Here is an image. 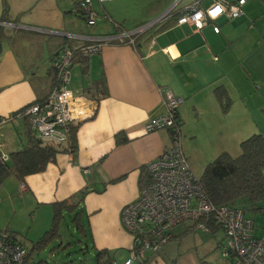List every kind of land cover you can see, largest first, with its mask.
Returning <instances> with one entry per match:
<instances>
[{"label": "crops", "instance_id": "obj_1", "mask_svg": "<svg viewBox=\"0 0 264 264\" xmlns=\"http://www.w3.org/2000/svg\"><path fill=\"white\" fill-rule=\"evenodd\" d=\"M79 1L0 0V26L10 37L0 44V118L6 117L0 121V151L8 156L26 144L28 129L37 137L19 110L48 92L52 57L92 37L162 19L133 43L113 41L97 53L74 54L69 87L78 97L74 111H82L71 123L77 124L75 151L66 139L42 172L23 180L9 175L0 190L10 198L17 194L27 210L44 208L48 214L53 203L87 188L79 208L93 253L106 249L115 264H124L131 236L123 229L121 210L139 194L141 167L170 143L166 129H144L149 118L164 112L161 89L182 98L180 144L190 169V161L206 165L221 152L236 156L242 140L264 136V0H246L241 16L220 15L200 30L176 22L194 0H96L92 26L82 18ZM199 1L204 8L213 2ZM216 88L226 96L218 98ZM192 224L175 226L159 251L130 264H231L222 254L223 233L220 240L215 236L221 229L212 233ZM257 225L256 236L264 235V223ZM217 248L222 263L211 255Z\"/></svg>", "mask_w": 264, "mask_h": 264}, {"label": "built area", "instance_id": "obj_2", "mask_svg": "<svg viewBox=\"0 0 264 264\" xmlns=\"http://www.w3.org/2000/svg\"><path fill=\"white\" fill-rule=\"evenodd\" d=\"M111 0H99L105 2ZM180 0H176L175 4ZM246 0H213L208 7L194 0L185 6L177 18L178 24L189 23L200 30L220 15L234 19L243 14ZM79 12L87 26L95 23L96 12L91 0H80ZM219 9L215 16L213 12ZM162 16L135 29L92 37L91 42L74 49H63L51 65L56 70V83L41 102L28 105L20 112L28 118L37 138L42 142L60 145L67 139L70 124L80 120L82 111H74L78 99L69 87L70 68L75 52L91 55L113 41L134 42V37L159 22ZM164 112L149 118L146 132L166 129L170 143L153 160L145 164L150 177L139 189L137 198L123 206L121 223L131 236L130 256L124 264L143 262L147 253H155L171 238V230L187 221L197 229L208 230V222L218 225L224 235L222 254L231 264H264V235L254 234L255 223L241 209L229 205L215 206L204 195L198 177H195L180 144L178 107L182 98L170 89L160 90ZM6 117H1L3 122ZM9 156L0 151V163ZM23 185L20 184V188ZM27 246L14 238L9 230L0 228V264H30Z\"/></svg>", "mask_w": 264, "mask_h": 264}, {"label": "trees", "instance_id": "obj_3", "mask_svg": "<svg viewBox=\"0 0 264 264\" xmlns=\"http://www.w3.org/2000/svg\"><path fill=\"white\" fill-rule=\"evenodd\" d=\"M6 12L7 6L4 5L3 16L1 18L3 21L7 20ZM18 32L22 31H16V33ZM7 38L10 37L5 34V30L0 26V44ZM56 56L52 57V62ZM51 71H53L54 78L48 92L30 104L43 101L50 93L56 83V70L52 65ZM90 91V89H85L84 93L89 94ZM215 93L220 99L226 96L225 92L220 88H216ZM103 94H105V91ZM27 106L20 109L19 112L23 111ZM178 125L179 127L181 125L180 119ZM76 128L77 124H70L68 129L67 140L69 141L71 152H74L76 149ZM61 150L63 148L60 145L42 142L28 129L26 144L20 149L10 152L8 161L0 163V185L9 175H14L18 180H23L27 175L42 172ZM149 181L150 177L147 169L145 166L141 167L138 177L139 188L148 184ZM198 182L207 200L215 206L229 205L239 208L243 212L264 213V136L254 133L242 140L240 142V152L236 156H231L227 152H221L216 158L205 165L201 175L198 177ZM88 191L85 188L79 191L75 197L76 199L69 197L52 204L51 227L33 243L32 249H28V259H30L32 250H39L49 241L59 237L58 224L63 219L65 213L71 216V222L80 235L86 237L82 219L83 210L79 208V203ZM241 198H244L246 203L242 207H237L236 202ZM192 227H194V224H192ZM218 229L220 227L213 221L208 222V231L214 233ZM10 233L16 238L12 231ZM94 262L95 264H115L114 258L106 249L95 251Z\"/></svg>", "mask_w": 264, "mask_h": 264}, {"label": "rangeland", "instance_id": "obj_4", "mask_svg": "<svg viewBox=\"0 0 264 264\" xmlns=\"http://www.w3.org/2000/svg\"><path fill=\"white\" fill-rule=\"evenodd\" d=\"M130 1H138L139 3L141 0ZM93 2L94 9L98 8L96 0H93ZM189 163L194 176L199 177L205 164L195 165L196 163H192L191 161ZM11 179L13 178L6 179L4 184L9 185L10 181H13ZM245 203L246 200L241 198L236 202V206L242 207ZM45 212L46 210L44 208H39L38 212L35 210H27L25 208V201H21L17 194H13L10 198L3 193V190H0V228L12 231L16 238L23 242L28 249H32L33 243L51 227V207L49 208L48 214H45ZM245 214L247 217L255 220L256 227L259 226L257 223H264V217L261 214L256 215L249 211H246ZM186 223H189V221ZM58 233V238L49 241L39 250L34 249L31 251L30 264H95L94 253L91 248L89 236H87L88 234H86L87 237L85 238L80 235L71 222L70 215L66 213L63 215V219L58 224ZM254 234L259 235V229H254ZM215 236L217 240L223 237L222 232H218ZM211 255L215 256L219 262H223L224 258L222 257L221 249L217 248L211 251Z\"/></svg>", "mask_w": 264, "mask_h": 264}, {"label": "snow or ice", "instance_id": "obj_5", "mask_svg": "<svg viewBox=\"0 0 264 264\" xmlns=\"http://www.w3.org/2000/svg\"><path fill=\"white\" fill-rule=\"evenodd\" d=\"M218 11H219V9H217L216 12H213L212 15L215 16Z\"/></svg>", "mask_w": 264, "mask_h": 264}]
</instances>
